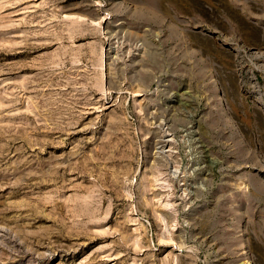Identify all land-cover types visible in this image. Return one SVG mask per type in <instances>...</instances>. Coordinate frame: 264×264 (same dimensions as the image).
<instances>
[{
    "label": "rangeland",
    "instance_id": "1",
    "mask_svg": "<svg viewBox=\"0 0 264 264\" xmlns=\"http://www.w3.org/2000/svg\"><path fill=\"white\" fill-rule=\"evenodd\" d=\"M0 264H264V0H0Z\"/></svg>",
    "mask_w": 264,
    "mask_h": 264
}]
</instances>
